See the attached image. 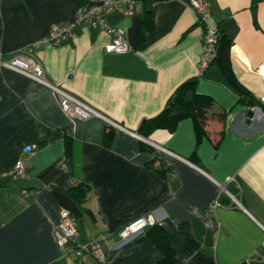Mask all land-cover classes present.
I'll use <instances>...</instances> for the list:
<instances>
[{"label": "crops", "instance_id": "1", "mask_svg": "<svg viewBox=\"0 0 264 264\" xmlns=\"http://www.w3.org/2000/svg\"><path fill=\"white\" fill-rule=\"evenodd\" d=\"M84 3L0 0V51L8 56L24 49L52 24L70 21ZM208 3V24L230 41V73L218 55L198 74L204 29L190 0H135L132 15L109 14L108 22L124 31L130 46L125 53L106 52L109 34L84 25L65 42L34 49L47 81L122 128L99 116L70 118L50 87L0 68V264H79L54 240L63 208L77 218L80 241L105 234V264H155L161 258L144 229L111 249L120 228L147 215L171 236L174 258L168 264H264L255 256L264 248V0ZM188 79H195L196 91L211 98L223 120L207 121L200 134L190 116L173 130L140 134L141 124ZM249 108L254 115L247 121ZM26 144L35 145L25 159L27 174L2 176L24 156ZM79 184L87 187L82 201L72 192ZM22 188L33 192L23 195ZM215 198L220 228L209 230L188 209H204ZM86 262L96 264L91 254Z\"/></svg>", "mask_w": 264, "mask_h": 264}, {"label": "built area", "instance_id": "2", "mask_svg": "<svg viewBox=\"0 0 264 264\" xmlns=\"http://www.w3.org/2000/svg\"><path fill=\"white\" fill-rule=\"evenodd\" d=\"M134 4L135 0H85V3L75 10L74 17L70 21L63 24H52L46 36L34 40L24 49L8 56H4L0 51V68L12 69L50 87L56 97L59 107L70 118L86 119L99 116L104 118L108 125L122 128L117 122L103 116L88 103L62 89L59 85L47 81L41 66L33 57V51L43 44L50 43L57 45L69 40L76 34L77 27L84 25L94 29L104 30L109 34L110 41L104 46L106 52L125 53L130 50V46L125 38L124 31L109 23L107 16L115 11H121L125 16L132 15L134 12ZM190 4L196 12L197 21L204 29L203 47L198 60V74L202 75L217 56L220 32L216 26L210 25L207 22V18L210 15L208 0H190ZM260 100L264 104V94ZM131 133L142 138L135 132ZM152 146L164 153L185 160L160 144L152 143ZM34 148L35 145L33 144L24 145L22 148L24 156L17 158L12 167L1 175L13 177L25 176L27 174L25 159L33 152ZM229 180L235 181V178L230 176ZM32 192V189L27 188H22L20 190V193L23 195H28ZM226 193L233 201L238 203L234 194L227 190ZM219 205H221V203L215 198L204 209L191 206L188 210L190 214L200 217L207 229L218 230L220 224L216 218L215 211ZM155 222L156 220L153 215H147L140 216L127 223L118 230L119 241L111 246V249H115L120 243L130 239L141 232L145 227ZM53 235L56 245L62 249L63 254L77 259L79 264H87V254L93 256L96 264H105L107 256L101 249V244L105 240V234L100 233L84 241H80V230L77 218L69 209L63 208L61 210L60 218L54 226ZM255 256L264 260V248L259 249Z\"/></svg>", "mask_w": 264, "mask_h": 264}, {"label": "trees", "instance_id": "3", "mask_svg": "<svg viewBox=\"0 0 264 264\" xmlns=\"http://www.w3.org/2000/svg\"><path fill=\"white\" fill-rule=\"evenodd\" d=\"M147 21L151 23L152 15L147 14ZM230 41L224 36L218 39L217 56L221 55L223 60L227 63L223 65L224 71L230 73V66L228 63ZM264 107V104L261 103ZM190 116L193 119L196 132L198 134L205 131V126L209 120L222 121L224 113L218 111L212 105V100L208 95L198 93L195 89V79H188L180 83L173 93L168 98L163 109L153 117L145 120L139 127L138 131L143 136H148L156 128H166L173 130L177 121L182 117ZM111 127H109L106 133V140L111 133ZM73 189V196L76 200L82 201L85 196L87 187L83 184H79ZM150 238L160 249L162 256L156 261L155 264H168L174 258V252L171 247L170 234L156 222L144 228Z\"/></svg>", "mask_w": 264, "mask_h": 264}, {"label": "water", "instance_id": "4", "mask_svg": "<svg viewBox=\"0 0 264 264\" xmlns=\"http://www.w3.org/2000/svg\"><path fill=\"white\" fill-rule=\"evenodd\" d=\"M248 103H250V101H248ZM254 115V112L251 108H249L247 111H246V117H247V121H250L251 117Z\"/></svg>", "mask_w": 264, "mask_h": 264}]
</instances>
